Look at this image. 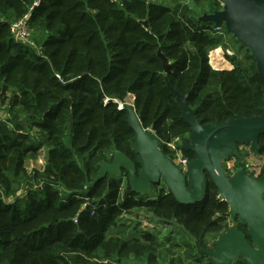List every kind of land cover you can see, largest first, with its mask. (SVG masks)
<instances>
[{
	"label": "trees",
	"instance_id": "1",
	"mask_svg": "<svg viewBox=\"0 0 264 264\" xmlns=\"http://www.w3.org/2000/svg\"><path fill=\"white\" fill-rule=\"evenodd\" d=\"M221 7L219 0H0V264H211L196 242L213 247L229 217L209 179L193 204L176 202L165 187L156 197L136 194L124 169L85 185L115 152L135 161L127 112L118 108L130 96L162 149L189 137L168 86L187 95L203 124L261 113L255 95L264 101V77L248 48L233 38L238 49L224 55L231 69L209 63L210 51L228 48L201 16ZM29 10L26 43L11 25ZM258 140L264 144V133ZM43 148V165L32 166ZM183 155L193 158L191 150ZM140 209L180 238L139 228V215L124 218Z\"/></svg>",
	"mask_w": 264,
	"mask_h": 264
},
{
	"label": "water",
	"instance_id": "2",
	"mask_svg": "<svg viewBox=\"0 0 264 264\" xmlns=\"http://www.w3.org/2000/svg\"><path fill=\"white\" fill-rule=\"evenodd\" d=\"M219 1L221 9L203 14L201 20L215 26L222 24L250 50L258 73L264 77V0ZM158 54L168 71L165 57ZM168 87L179 101L181 117L189 125V137L180 145V149L193 152L186 167L183 169L167 156L154 132L141 125L133 104L120 101L133 131L135 161L115 152L110 162L99 163L98 175L92 182H86L85 189L105 175L113 177L124 169L131 190L136 194L145 195L152 185L162 184L176 202L193 204L203 199L209 179L216 188L217 198L228 204L229 219H237L244 225L245 233L230 226L212 241V248L196 242L197 252L207 256L211 264H233L240 258L245 264H264V173L258 177L247 172L243 153L235 148L236 144H249L256 152L264 148L258 140L264 133V101L255 95L261 110L258 115H237L226 122L203 124L196 117V109L188 105L187 95ZM15 133L22 138L26 136L24 132ZM231 157L239 162L240 169L229 176L223 162Z\"/></svg>",
	"mask_w": 264,
	"mask_h": 264
},
{
	"label": "rangeland",
	"instance_id": "3",
	"mask_svg": "<svg viewBox=\"0 0 264 264\" xmlns=\"http://www.w3.org/2000/svg\"><path fill=\"white\" fill-rule=\"evenodd\" d=\"M165 1L168 4H172L175 0H165ZM220 35H222V37L224 38V40L226 42V46L228 49L225 50L222 47H217L216 49H213L212 51H215V50L219 51L215 57H211L212 51H210V53H209L210 60L218 63V66L222 62L223 63L227 62L226 57L224 56L225 54L231 55L232 49L237 50L239 47V43L233 39L234 37L230 33H228V32L225 33L223 30L222 34H220ZM219 67H221V66H219ZM220 69H223V68H219V70ZM127 103H132V97L131 96L129 98H127ZM30 138H33L32 134L30 135ZM241 146L246 147L244 149L246 154H245V156H243V154H242V161H244L246 163H251L250 165L254 166L256 172H260L264 166V152H262L260 154L254 152L251 149V146L249 144H245V145H241ZM237 150L239 151L240 149L237 148ZM38 154H39V157H37L36 161L35 160L32 162L30 161L32 166L40 165V164H38V161H39L38 158L40 159L41 163H43V160H44L43 158L45 155V148L40 150ZM232 161H234L235 165L234 164L232 165V163H233ZM223 163L226 166L225 171L229 176L234 175L235 172L239 169V165H240L239 162L233 157L229 158L228 160L224 161ZM237 163L239 164L238 167H236ZM28 166L30 167V164H28ZM163 187L164 186L162 184H159V186L152 185V187L147 191V193L145 195H141V196L148 197V198L156 197V193H157L158 189L163 188ZM138 215L140 216V219L138 221L139 228L154 230L155 232L159 233V236L161 238L174 237L176 240H178L180 238L178 229H176L175 227L167 226V225H164L162 223L157 222L156 220L152 219L149 216V214L143 212L141 209L139 211L136 210V211H133L132 213L126 214L124 218L127 219L129 222H132L135 218L138 217ZM228 223H229V225H228L229 227L235 225L234 220L230 221V219H229ZM196 253L198 256H203V260L205 262L207 261L208 257L199 254L197 252V248H196ZM129 264H142V263L130 262ZM195 264H199V263H195Z\"/></svg>",
	"mask_w": 264,
	"mask_h": 264
},
{
	"label": "built area",
	"instance_id": "4",
	"mask_svg": "<svg viewBox=\"0 0 264 264\" xmlns=\"http://www.w3.org/2000/svg\"><path fill=\"white\" fill-rule=\"evenodd\" d=\"M150 1H155V0H150ZM30 10L23 17H21L16 22H13L11 25V31H12L13 37L18 41L30 43V29L27 24ZM213 31L214 33H217L220 35L223 32V28L221 27V25H216ZM121 107H122V104L118 102V108L121 109ZM4 117L5 116L0 112V120H4ZM165 144L174 153L173 162L177 165L182 166V168L184 169L189 160L186 156L182 155L180 152L179 139L176 138L175 140L167 142ZM38 160H39L38 164L42 166L44 162L41 163L39 158Z\"/></svg>",
	"mask_w": 264,
	"mask_h": 264
},
{
	"label": "flooded vegetation",
	"instance_id": "5",
	"mask_svg": "<svg viewBox=\"0 0 264 264\" xmlns=\"http://www.w3.org/2000/svg\"><path fill=\"white\" fill-rule=\"evenodd\" d=\"M183 140V139H182ZM167 147V146H166ZM180 148V147H179ZM246 147H243V146H238V149H240L239 151H241L242 153H243V156H245V154H246V152L244 151V149H245ZM163 150H164V152H165V150L168 152V151H170L171 152V150L167 147V148H163ZM188 149H180V152H181V154L183 155V151H187ZM166 153V152H165ZM167 156H168V154H167ZM185 156V155H184ZM169 157V156H168ZM170 158V157H169ZM171 159V158H170ZM172 161H173V159H171ZM188 160H190V159H188ZM233 160V159H232ZM235 161V160H234ZM234 161H232L233 163H232V165L234 164ZM251 163H246V166H245V170L247 171V172H250V173H253L255 176H258V177H260V172H256V170H255V168H254V166H251L250 165ZM235 165V164H234ZM238 163H237V166L236 167H238ZM137 168H138V166H137ZM239 169H240V165H239ZM239 169L235 172V173H237L238 171H239ZM251 169V170H250ZM249 170V171H248ZM235 220V219H234ZM212 248V247H211Z\"/></svg>",
	"mask_w": 264,
	"mask_h": 264
},
{
	"label": "crops",
	"instance_id": "6",
	"mask_svg": "<svg viewBox=\"0 0 264 264\" xmlns=\"http://www.w3.org/2000/svg\"><path fill=\"white\" fill-rule=\"evenodd\" d=\"M209 63H210V65L213 67V68H215V69H219V68H223V69H231V64L227 61L226 63H220V65L219 66H221V67H219L218 66V63H216L215 61H211L210 60V57H209Z\"/></svg>",
	"mask_w": 264,
	"mask_h": 264
}]
</instances>
